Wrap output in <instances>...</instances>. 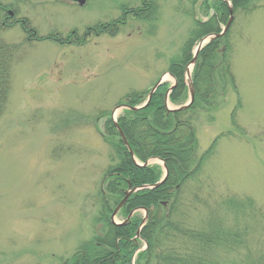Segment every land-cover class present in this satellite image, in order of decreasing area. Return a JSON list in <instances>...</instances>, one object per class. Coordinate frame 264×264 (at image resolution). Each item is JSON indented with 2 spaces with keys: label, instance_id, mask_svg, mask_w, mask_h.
Segmentation results:
<instances>
[{
  "label": "rangeland",
  "instance_id": "rangeland-1",
  "mask_svg": "<svg viewBox=\"0 0 264 264\" xmlns=\"http://www.w3.org/2000/svg\"><path fill=\"white\" fill-rule=\"evenodd\" d=\"M0 3L7 16L15 14L10 23L18 22L2 34L17 52L0 119V264H67L102 229L101 183L117 155V138L104 130L107 117L129 94H146L181 54L196 21L208 16L196 7L193 18L191 0H159L153 20L127 17L118 34L67 45L58 38L66 41L72 31L82 36L89 27L111 23L123 17L124 7H138L141 0ZM26 29L40 41H30ZM52 34L54 42L41 40ZM229 42L242 108L236 128L231 122L235 94L213 117L195 116L199 154L223 136L182 192L192 206L188 218L196 224L207 208L218 209L234 196L264 208V0L254 12L235 15ZM168 83L173 84L170 77ZM143 216L142 211L136 215Z\"/></svg>",
  "mask_w": 264,
  "mask_h": 264
},
{
  "label": "trees",
  "instance_id": "trees-1",
  "mask_svg": "<svg viewBox=\"0 0 264 264\" xmlns=\"http://www.w3.org/2000/svg\"><path fill=\"white\" fill-rule=\"evenodd\" d=\"M159 0H142L138 8L124 7L123 17L109 24L92 28L101 35L118 34L127 22V17L139 21L153 20L158 10ZM192 17L199 7L208 16L206 21H196L188 40L177 59L170 62L168 71L177 80V86L170 95L172 104L180 105L188 99L185 70L193 58V51L200 40L208 35L221 32L229 20L227 4L221 0H191ZM234 15L252 13L259 0H228ZM213 15L210 16V12ZM6 15L0 4V119L8 103L13 55L17 48L7 44L2 34L15 27L18 22ZM23 28L25 23H21ZM27 30V29H26ZM30 39L39 40L35 31ZM46 37L41 40H49ZM16 50V51H15ZM229 32L224 38L207 45L199 54L192 79L195 100L186 111L169 113L165 98L169 85L159 88L150 105L143 110L126 111L118 123L125 134L137 161L145 163L149 159L163 160L168 169V179L164 185L153 190H144L131 196L122 210L128 216L133 210L144 208L149 217L141 232V238L148 248L140 252L136 264H264V208L246 197H230L221 202L218 209L207 208L203 221L196 224L188 218L192 207L183 201V190L202 172L206 160L215 153L218 141L199 154L197 130L194 125L196 115L213 117L226 104L227 96L235 94L237 106L231 113L233 127H237V115L242 108L239 88L232 68ZM149 91L131 93L125 103L136 107L144 103ZM105 133L117 138V155L107 170L99 193V222L97 232L82 252L67 264H133L135 253L141 242H135L142 218L135 217L127 226L117 227L111 223V215L131 187L154 185L162 178V169L157 166L140 168L135 165L114 126L111 117L104 123ZM227 216L234 221L230 222Z\"/></svg>",
  "mask_w": 264,
  "mask_h": 264
},
{
  "label": "water",
  "instance_id": "water-1",
  "mask_svg": "<svg viewBox=\"0 0 264 264\" xmlns=\"http://www.w3.org/2000/svg\"><path fill=\"white\" fill-rule=\"evenodd\" d=\"M71 1H74V2H77L78 4H80L81 6H83L87 0H71ZM223 2H225L229 8V11H230V19H229V22L227 24V26L222 30V32L220 34H212V35H209V36H206L205 38H203L201 40V42L199 43L195 53H194V57H193V60L191 61V63L188 65V67L186 68V80H187V85H188V88H189V101L186 105L182 106V107H179V108H172L169 104V101H168V97H169V94L171 93L173 87H171L167 93V96H166V101H165V106L166 108L168 109V111L170 112H180V111H185L187 109H189L191 107V105L193 104L194 102V99H195V89H194V86H193V82H192V77H191V73H192V69L195 65V63L197 62V59H198V55L200 53V51L207 45L209 44L211 41H213L214 39H219V38H222L226 35L227 31L229 30L230 26L232 25L233 21H234V15H233V7H232V4L228 1V0H222ZM12 15V14H11ZM168 77H171L170 73H166L164 74L160 80L157 82V84L153 87V89L150 91V93L148 94V98H147V102L141 106V107H136V108H131L129 106H126V105H121V106H118L112 113V119H113V122H114V125L116 127V129L118 130L120 136H121V139L124 143V145L126 146V148L128 149V151L130 152L131 156H133V152L132 150L130 149V146L128 144V141L127 139L125 138L123 132L121 131L118 123H117V120H116V115L119 111L123 110V109H128V110H131V111H138V110H141V109H144L146 108L149 103L151 102L154 94L156 93V91L166 82L167 78ZM175 84H176V81L175 79H173ZM160 161V160H158ZM136 162V161H135ZM151 161H148L145 165H138V163H136L138 166L140 167H146L148 165H150ZM164 168H165V175L163 177V179L155 184V185H147V186H142V187H139V188H133V189H129L126 194H125V198L122 200V202L119 204V206L116 208L114 214H113V223L114 222V218L115 216L119 213V211L123 208V206L126 204V202L128 201V199L135 193L139 192V191H143V190H149V189H156L160 186H162L166 180H167V177H168V172L166 170V167H165V164L162 163ZM135 212H133L129 217L128 219L122 223L121 226L123 225H126L129 220L131 219L132 215L134 214ZM146 213V217L143 221V223L141 224L138 232H137V236H136V239H139L140 238V233H141V230L143 228V225L144 223L146 222L147 220V211H145ZM116 224V223H115ZM118 225V224H117ZM120 225V224H119Z\"/></svg>",
  "mask_w": 264,
  "mask_h": 264
},
{
  "label": "flooded vegetation",
  "instance_id": "flooded-vegetation-1",
  "mask_svg": "<svg viewBox=\"0 0 264 264\" xmlns=\"http://www.w3.org/2000/svg\"><path fill=\"white\" fill-rule=\"evenodd\" d=\"M92 30H93L92 28L88 29L85 32V34H83L82 36H79V34L76 31H72L71 34L69 35V37L67 38L68 40L63 41V40L60 39L59 41L62 42V43L63 42H67L66 44H72L74 42L80 43V42H82V40L83 41H87L90 38L92 39V38L98 37L99 34L94 32V31H92Z\"/></svg>",
  "mask_w": 264,
  "mask_h": 264
},
{
  "label": "bare ground",
  "instance_id": "bare-ground-1",
  "mask_svg": "<svg viewBox=\"0 0 264 264\" xmlns=\"http://www.w3.org/2000/svg\"><path fill=\"white\" fill-rule=\"evenodd\" d=\"M141 4H142V2H141ZM141 4H140L138 7H140V6H141ZM138 7H135V8H138Z\"/></svg>",
  "mask_w": 264,
  "mask_h": 264
}]
</instances>
